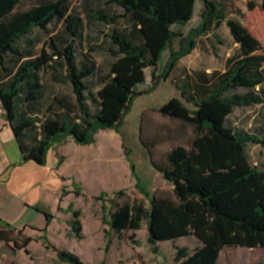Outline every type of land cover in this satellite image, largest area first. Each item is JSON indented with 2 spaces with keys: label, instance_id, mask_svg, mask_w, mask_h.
<instances>
[{
  "label": "trees",
  "instance_id": "trees-1",
  "mask_svg": "<svg viewBox=\"0 0 264 264\" xmlns=\"http://www.w3.org/2000/svg\"><path fill=\"white\" fill-rule=\"evenodd\" d=\"M25 1L32 4L22 8ZM198 2V24L183 31L193 20L194 7L178 0H0V110L23 161L43 165L55 142L70 138L85 146L100 131H119L132 100L146 92L128 93L117 122L105 118L94 89L115 83L112 69L120 62L148 69L149 91L160 80H170L178 90L180 100L173 98L155 111L191 129L186 146L174 145L163 157L157 156L161 140L143 134V115L139 125V142L150 165L172 191L148 195L136 184L140 199L128 198L126 189L96 199L103 203V223L110 232L122 238L147 222L146 242L152 252L170 242L174 264H216L224 249L264 250V166L252 164L246 150L248 145L264 148V129L251 134L229 122L239 108L264 105V55L244 25L228 18L224 4ZM254 7L248 3L249 10ZM258 7L264 13V0ZM137 13L168 31L167 58L158 75L157 59L136 25ZM224 23L237 47L225 60L224 71H184L172 80L178 62ZM91 27L101 36L98 45L85 37ZM39 40L42 47L37 50ZM72 216L70 233L81 240V213L72 210ZM190 237L197 241L193 251L176 246ZM0 241L28 254L32 240L7 229L0 231ZM42 243L49 247L43 239ZM51 248L59 262L83 264L75 254Z\"/></svg>",
  "mask_w": 264,
  "mask_h": 264
},
{
  "label": "rangeland",
  "instance_id": "rangeland-1",
  "mask_svg": "<svg viewBox=\"0 0 264 264\" xmlns=\"http://www.w3.org/2000/svg\"><path fill=\"white\" fill-rule=\"evenodd\" d=\"M131 1V0H128ZM188 8L194 7V17L183 31L198 24L200 2L198 0H178ZM224 4L228 18L237 19L244 28L259 41L260 54L264 55V13L258 7L261 0H215ZM248 3L255 7L248 9ZM30 2H23L22 8L29 6ZM135 21L146 36L153 55L157 59L158 75L164 69L167 53L165 44L168 39V31L160 23L149 19L142 14H135ZM179 25L173 26L177 28ZM98 29L91 27L85 32V37L93 38L92 45L99 44L101 36ZM85 39V41H86ZM95 40V41H94ZM36 44L37 50L42 47V42ZM86 44L84 45V47ZM237 52L225 23L215 32L208 34L196 43V48L178 62L172 80L180 77L184 71L206 72L225 69V60ZM97 61L102 62V55L94 49ZM264 67V65H263ZM111 77L115 83H107L94 89L98 99L103 105L105 118L117 122L122 107L127 102L128 93L146 91L135 97L130 107L124 114L119 131L115 135L111 130L100 131L97 134L96 144L92 145V159L88 164V171L97 172L92 181H87L79 197L60 195L62 204L60 208L71 212H63L62 217L67 219L72 210L81 212L80 224L83 238L76 240L75 236H68L64 223H55V230L50 231L45 238L49 247L44 245V250L35 243L30 245L31 251L37 253L35 264H66L58 261L55 247L75 254L83 264H174L175 250L170 242H163L158 246V252L153 253L147 244L146 224L143 222L140 228L134 232H128L124 237H118L110 232L109 227L103 223L106 216L101 210L102 202L96 199L104 193L111 194L114 190L140 184L151 195L158 188L172 189L170 183L163 181L160 175L150 165L149 155L139 142L140 124L143 115V134L156 136L161 143L156 149L157 156L163 157L174 145L186 146L191 137V129L182 126L178 121L162 118L155 110L168 103L173 98L180 100L178 90L170 80H160L156 87L149 91L151 85V73L143 65L124 61L116 64L112 69ZM239 91V90H238ZM229 122L236 130H243L255 134L258 129H264V105H255L251 108H239L230 116ZM146 132V133H145ZM113 135L117 136L116 139ZM117 140V142L115 141ZM120 144L125 148L120 149ZM247 153L252 164L264 166V148L261 145H248ZM88 161V160H87ZM90 179V178H89ZM91 180V179H90ZM138 182V183H137ZM130 199H140L141 195L132 190L127 193ZM63 196V197H62ZM59 199L58 192L49 191V207L56 211ZM68 206V207H67ZM53 211V212H54ZM134 236L133 242L130 240ZM193 237L183 238L176 244L177 247H186L193 251L197 247ZM43 244V243H42ZM37 249V250H36ZM264 262V250L255 249H227L222 250L217 264H254Z\"/></svg>",
  "mask_w": 264,
  "mask_h": 264
},
{
  "label": "crops",
  "instance_id": "crops-1",
  "mask_svg": "<svg viewBox=\"0 0 264 264\" xmlns=\"http://www.w3.org/2000/svg\"><path fill=\"white\" fill-rule=\"evenodd\" d=\"M115 135L113 137L116 139ZM13 137L5 115L0 110V231H20L25 238L32 240L26 248L28 254L23 249L14 251L11 244L0 241V264H35L37 253L31 251L30 245L35 243L42 250L46 249L40 239L55 230L56 222L64 223L66 234L73 236L69 224L73 219L72 213L67 219L62 217L63 212H71V207L68 210L60 208V195L79 197L87 183V177V181H92L98 175L97 172L88 171V164L92 159V145L96 144L97 135L93 143L85 146H79L70 138L55 142L45 154L43 165L23 161ZM120 142V149L124 151L125 148ZM135 186L122 189L129 192L136 190ZM51 190L59 194L56 211L49 207L48 195ZM118 190L101 195L111 197ZM155 191L170 192L172 189L158 188L153 192Z\"/></svg>",
  "mask_w": 264,
  "mask_h": 264
}]
</instances>
